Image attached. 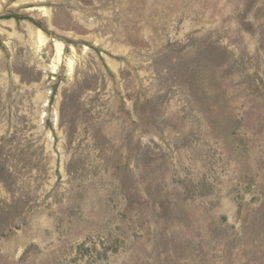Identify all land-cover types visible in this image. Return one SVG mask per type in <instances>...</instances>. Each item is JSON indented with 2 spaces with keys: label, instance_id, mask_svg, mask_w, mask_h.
<instances>
[{
  "label": "rangeland",
  "instance_id": "1",
  "mask_svg": "<svg viewBox=\"0 0 264 264\" xmlns=\"http://www.w3.org/2000/svg\"><path fill=\"white\" fill-rule=\"evenodd\" d=\"M0 264H264V0H0Z\"/></svg>",
  "mask_w": 264,
  "mask_h": 264
}]
</instances>
